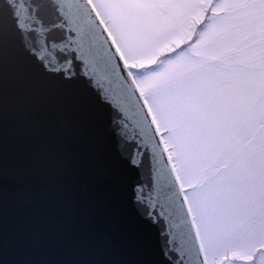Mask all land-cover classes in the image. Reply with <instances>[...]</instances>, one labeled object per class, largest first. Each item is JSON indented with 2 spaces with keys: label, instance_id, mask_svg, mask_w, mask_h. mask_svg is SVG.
<instances>
[{
  "label": "snow or ice",
  "instance_id": "snow-or-ice-1",
  "mask_svg": "<svg viewBox=\"0 0 264 264\" xmlns=\"http://www.w3.org/2000/svg\"><path fill=\"white\" fill-rule=\"evenodd\" d=\"M83 2L95 32L77 48L62 17L43 35L29 29L35 38L0 39L5 69L22 61L78 97L94 169L66 225L78 264H264V19L253 61L216 43L223 9L264 0ZM210 190L226 204L219 228L202 216ZM3 252L0 226V264Z\"/></svg>",
  "mask_w": 264,
  "mask_h": 264
},
{
  "label": "water",
  "instance_id": "water-1",
  "mask_svg": "<svg viewBox=\"0 0 264 264\" xmlns=\"http://www.w3.org/2000/svg\"><path fill=\"white\" fill-rule=\"evenodd\" d=\"M72 48L95 32L83 0H0V39L35 38L60 18ZM64 36L59 29L52 33ZM92 41L88 39V44ZM71 55V48L66 49ZM0 65V226L4 264H78L66 225L93 191L88 131L75 93ZM55 66V65H54Z\"/></svg>",
  "mask_w": 264,
  "mask_h": 264
},
{
  "label": "rangeland",
  "instance_id": "rangeland-1",
  "mask_svg": "<svg viewBox=\"0 0 264 264\" xmlns=\"http://www.w3.org/2000/svg\"><path fill=\"white\" fill-rule=\"evenodd\" d=\"M223 12L217 21V45L223 47L235 43L238 45L235 59L253 61L260 47L256 33L264 19V10L235 5L223 9ZM232 76V73H226L224 79L231 80ZM188 151L193 167H202L203 158L196 147L190 146ZM202 216L213 228H219L227 221L226 204L215 190L202 195Z\"/></svg>",
  "mask_w": 264,
  "mask_h": 264
}]
</instances>
